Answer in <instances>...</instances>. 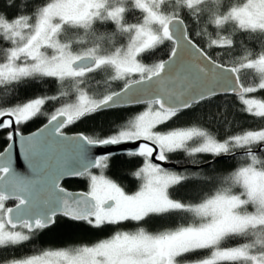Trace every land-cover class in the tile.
I'll return each instance as SVG.
<instances>
[{
  "label": "snow or ice",
  "instance_id": "1",
  "mask_svg": "<svg viewBox=\"0 0 264 264\" xmlns=\"http://www.w3.org/2000/svg\"><path fill=\"white\" fill-rule=\"evenodd\" d=\"M165 6L173 10L165 11ZM178 8L186 10L196 22L203 18L215 26L217 36L210 39L209 47L232 49L238 44L233 34H219L229 23L237 30L264 38V0H246L229 8H223L222 0H50L39 9L34 21L21 15L9 22L0 15V44L7 45L0 62V86L7 89L15 85L11 93L5 91L4 105H0V131L9 129L10 142L0 153V250L31 241L41 230L54 226L58 216L96 229L129 221L140 225L134 232L117 231L92 246L44 252L11 259L7 264H51L49 257L60 258L59 264H264V160L251 147L257 144V151L264 153V130L246 131L222 142L195 127L158 130L193 103L221 92L237 95L248 113L264 118V102L245 98V94H264V51L256 56L246 52L236 66L217 63L189 35L187 25L175 10ZM132 9H140L142 22L125 21L126 13ZM108 21L128 37L126 45L113 44L112 51L103 50L102 44L113 37L97 35L94 27L97 22ZM80 30L84 31L83 37L78 35ZM165 41L173 44L168 60L148 66L138 59L141 53ZM89 43L91 46H86ZM74 45L82 46L81 50L74 51ZM105 68L114 71L112 80H124V86L121 91L94 99L81 85L89 74ZM242 70H255L259 83L242 84ZM137 74L138 78L133 79ZM43 78H55L61 83L72 80L78 95L75 101L63 102L56 108L38 132L24 137L19 131L21 125L44 115L42 108L47 102L67 96L61 92L60 96L8 103L13 94L18 95L19 89L26 86V81ZM122 104L147 107L127 128L108 138L65 135L63 129L69 125ZM15 137L20 138L31 176L22 175L13 167ZM128 141H143L138 151L130 155L145 158L144 166L136 173L143 183L131 195L102 174L93 175L90 169L106 168L109 157L90 159L88 152L90 147ZM193 141L195 145L190 144ZM234 148L244 149L241 155L251 162L224 178L229 187L217 189L195 205L172 197L170 190L204 177L162 166L161 162L169 163L170 153L235 156ZM154 153L157 163L152 162ZM65 177L87 178L90 191H66L60 184ZM235 186L238 193L232 191ZM8 201L14 204L7 205ZM173 214L182 218L191 214L192 222L155 233L143 226L152 218ZM235 237L249 242L221 246L223 241ZM205 250L210 255L192 259Z\"/></svg>",
  "mask_w": 264,
  "mask_h": 264
},
{
  "label": "trees",
  "instance_id": "2",
  "mask_svg": "<svg viewBox=\"0 0 264 264\" xmlns=\"http://www.w3.org/2000/svg\"><path fill=\"white\" fill-rule=\"evenodd\" d=\"M48 2L50 0H0V15H3L9 22L21 15H27L34 21L39 9ZM241 4H243V0H222L223 8ZM164 10L170 12L173 8L171 6H165ZM175 10L179 11L181 18L187 25L189 35L195 43L219 64L236 66L246 52H251L253 56H256L260 51H264V38H261V34L245 33L243 30H237L235 25L231 23L226 25L225 30L219 34H233V39L238 41V44L232 49L218 48L215 46L209 47L210 39H215L217 36L215 26L208 25L203 18L199 22H196L184 9L178 8ZM142 18L143 14L138 9H132L125 15V21L130 24L142 22ZM94 27L98 30L97 35L103 34L106 37H113L112 40L102 44V49L105 51L113 50V44L115 47H119L128 41L127 35L120 34L114 22L108 21L103 24L97 22ZM69 35L75 34L69 33ZM78 35L83 37L84 31L80 30ZM5 45L0 44V49L2 50L0 51V62L3 61V49L7 48ZM88 46H91L90 43ZM172 47L173 44L171 41H165L155 49L141 54L139 60L148 66H152L160 61H166L169 58ZM73 49H76V45L73 46ZM109 77V72L102 70L90 75L82 86L86 88L87 92L95 96L96 99L110 92L122 90L125 81L116 80L111 82L108 81ZM132 78L136 79L138 76ZM240 80L245 86L255 85L259 83V76L253 70H242ZM25 83L26 86L19 89L18 95L13 94L14 98L8 101V103L26 102L40 96H60L61 92H66L67 96L59 101L47 102L42 108V112L45 114L38 115L29 121L23 128L24 133L35 131L45 125L48 116L56 108L62 106L63 102L75 101L78 95L75 82L72 80H66L61 83L55 78H43L42 80H28ZM13 87L15 85H9L7 89H4V86H0V89H4L0 90V105H4L3 97L5 91L11 93ZM245 98L264 102V94L260 92L245 94ZM146 107H131L97 112L82 118L73 125H69L63 131L67 134L88 135L93 139L108 138L116 134L118 130L127 128L131 120L146 110ZM245 108L246 106L243 105L239 97H213L192 106L174 120L169 121L167 126H160L158 130L170 131L179 128L195 127L207 132L214 139L221 142L233 135L243 134L246 131L264 130V118L251 115ZM7 143L5 133L0 134V153L3 152ZM251 147L252 151H257L258 145L253 144ZM233 152L235 156L212 163L211 166L198 169L189 167L207 164L217 157L210 154H196L190 157L182 151L170 153L169 162L184 169L169 170L178 173L186 170L188 173H198L201 177H204V179L189 180L182 186L170 190L172 197L195 205L201 203L206 197L214 195L217 189L229 187V184L223 182L224 178L230 176L238 167L244 165L245 162H251L245 156L241 155L244 149L234 148ZM256 155L261 160H264V153L258 152ZM195 161H199L200 163H196ZM144 163L145 158L138 155L109 157L106 168H98L91 173L95 175L102 174L117 184L127 194H134L140 190L143 183L142 179L136 173L144 166ZM64 187L70 191H90V183L87 178L67 181L64 183ZM232 191L238 193V186L233 187ZM191 222V214H187L183 218L181 215L173 214L165 218H152L149 223L143 226L147 231L155 233L165 229H174L175 227ZM139 226L136 222L129 221L119 226L96 229L83 222L78 223L69 221L64 217H58L53 227L41 230L31 241L20 246L0 250V264H7L11 259L42 255L44 252L49 251H72L80 246H92L103 239L111 238L117 231L134 232ZM251 239H255V237ZM247 242H249L248 239L235 237L223 241L221 246L224 248L235 247ZM207 255H210V252L205 250L199 256H194L192 259L203 258ZM185 263L192 262L186 261Z\"/></svg>",
  "mask_w": 264,
  "mask_h": 264
},
{
  "label": "water",
  "instance_id": "3",
  "mask_svg": "<svg viewBox=\"0 0 264 264\" xmlns=\"http://www.w3.org/2000/svg\"><path fill=\"white\" fill-rule=\"evenodd\" d=\"M184 59H185V61H188L189 58L187 56H185ZM240 82H241V80H240ZM222 96L238 97L235 94H224L222 92L217 94V95H215V96H213V97H222ZM213 97H211V98H213ZM206 100H208V99H206ZM203 101H205V100H203ZM203 101L193 103L192 106L197 105V104H199V103H201ZM141 106H146V105H144V104H122V105H119L117 107H114V108H111V109H108V110L131 108V107H141ZM189 109H187V110H189ZM108 110H105V111H108ZM101 112H103V111H101ZM43 126L41 128H43ZM41 128H39L37 131H35V132L31 133V134L23 135V136L24 137L30 136V135L38 132ZM65 135L68 136L69 138H71V137L78 136V135H81V134H66L65 133ZM14 139H15V144H14V146L12 148L13 167L17 170L18 173H20L22 175L31 176V170H30V168L28 166L27 160L24 157V152H23V150H22V148L20 146V138L19 137H15ZM141 143H143V141H134V142L133 141H128V142H124V143L116 144V145L90 147L89 150H88L89 158L91 159L93 157H99V156H104V155H107L108 157L130 155V153L138 151L139 145ZM5 150L2 153H4ZM253 152L258 153L259 151H253ZM155 155L156 154L154 153L153 154V159H152L153 163H157L158 162V161L155 160ZM135 156H137V155H135ZM228 157H232V155L219 156V157L215 158L214 160H212L211 162H209L207 164H204V165H201V166H196V167H189V168H192V169L205 168V167H208L209 165H211L212 163H216V162L224 160V159H226ZM161 163H162V166H164V167H166L168 169H174V170L184 169L183 167H179V166H177L174 163H170V162L167 163V164H164L163 162H161ZM96 169H98V168H92V169H90V171L92 172L93 170H96ZM79 178L80 177H65L60 182L61 187H62L63 183H65L67 181L77 180ZM64 189L66 191L72 192V193H87V192H84V191H70V190H68L66 188H64ZM58 217H62V216H58ZM51 227H53V226H51ZM51 227H49V228H51Z\"/></svg>",
  "mask_w": 264,
  "mask_h": 264
},
{
  "label": "rangeland",
  "instance_id": "4",
  "mask_svg": "<svg viewBox=\"0 0 264 264\" xmlns=\"http://www.w3.org/2000/svg\"><path fill=\"white\" fill-rule=\"evenodd\" d=\"M131 1V0H130ZM246 2V0H243V3H245ZM138 10H140V9H138ZM127 44V42L124 44V45H126ZM5 46H7V45H5ZM86 46H88V45H86ZM81 47L82 46H77L76 45V49H73L74 51H79V50H81ZM120 47V46H119ZM6 49L7 48H5V49H3L4 50V52L6 51ZM114 50V49H113ZM0 51H2L1 49H0ZM110 51H112V50H110ZM141 54H143V53H141ZM140 54V55H141ZM2 59L4 60V53H2ZM138 59H139V57H138ZM3 62V61H2ZM103 70H105V71H107V72H109V74H110V77L108 78V81H111V82H113V81H116V80H118V81H120L119 79H116V80H112L111 79V76H113L114 75V71L112 70V69H110V68H105V69H103ZM100 71H102V70H99V71H97V72H100ZM254 72H255V74H257L258 75V73L255 71V70H253ZM96 72V73H97ZM93 74H95V73H93ZM90 75H92V74H89L86 78H85V80H88V78H89V76ZM135 76H138V74L137 75H135ZM259 76V75H258ZM134 77V76H133ZM81 88H83V90L85 91V93L88 95V96H90V97H92V98H94V99H96V97L95 96H93L92 94H90L89 92H87L86 91V88L85 87H83L82 85H81ZM98 99V98H97ZM248 99V98H247ZM195 143H196V141H193V142H190V144L191 145H195ZM93 175H95V174H93ZM98 175V174H97ZM140 178V177H139ZM141 179V178H140ZM89 183H90V181H89ZM129 195H131V194H129ZM253 209L250 207L249 208V211H252ZM43 255V254H42ZM50 261H51V264H59V262H60V258H57V257H49L48 258ZM185 264H192V263H185Z\"/></svg>",
  "mask_w": 264,
  "mask_h": 264
},
{
  "label": "flooded vegetation",
  "instance_id": "5",
  "mask_svg": "<svg viewBox=\"0 0 264 264\" xmlns=\"http://www.w3.org/2000/svg\"><path fill=\"white\" fill-rule=\"evenodd\" d=\"M27 124V123H26ZM26 124H23V125H21V127L19 128V131H20V133L22 134V135H28V134H31V133H33V132H35V131H37V130H35V131H32V132H29V133H24L23 132V128H24V126L26 125ZM41 128V127H40ZM8 131H9V129H4V130H2V131H0V134H2V133H5V135H6V139H7V133H8ZM65 133V132H64ZM67 134V133H66ZM7 141H8V139H7ZM9 141H8V143H7V145H6V147L4 148V150L7 148V146L9 145ZM3 150V151H4ZM62 187H64V183H63V185H62ZM65 188V187H64ZM125 192V191H124ZM126 193V192H125ZM127 194V193H126ZM6 204H14V202H12V201H9V202H6Z\"/></svg>",
  "mask_w": 264,
  "mask_h": 264
}]
</instances>
